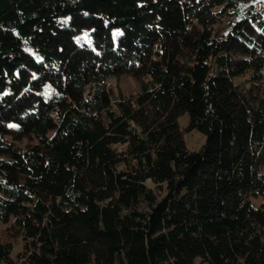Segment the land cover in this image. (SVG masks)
<instances>
[{"label":"trees","instance_id":"1","mask_svg":"<svg viewBox=\"0 0 264 264\" xmlns=\"http://www.w3.org/2000/svg\"><path fill=\"white\" fill-rule=\"evenodd\" d=\"M0 219V264H264V0H0Z\"/></svg>","mask_w":264,"mask_h":264},{"label":"rangeland","instance_id":"2","mask_svg":"<svg viewBox=\"0 0 264 264\" xmlns=\"http://www.w3.org/2000/svg\"><path fill=\"white\" fill-rule=\"evenodd\" d=\"M147 80V76L135 77L129 74H122L120 76H112L108 79L109 89L112 95L117 96L121 94L123 97H133L136 95L138 90L141 87L143 81ZM188 114H182L178 118V123L181 128L185 127L188 124ZM184 139L187 147L190 150L198 149L201 144L205 141V135L198 131L192 130L184 133ZM38 141L37 137H25L20 140L14 141L15 145L19 147H25L28 144H32ZM8 224L0 219V233L1 237L5 239L6 234L3 231L6 230ZM13 247L11 251V256L16 258L18 253L24 248V240L22 237H18L12 241Z\"/></svg>","mask_w":264,"mask_h":264},{"label":"snow or ice","instance_id":"3","mask_svg":"<svg viewBox=\"0 0 264 264\" xmlns=\"http://www.w3.org/2000/svg\"><path fill=\"white\" fill-rule=\"evenodd\" d=\"M9 127H18V125H9Z\"/></svg>","mask_w":264,"mask_h":264}]
</instances>
